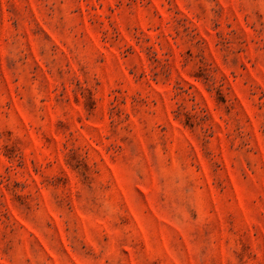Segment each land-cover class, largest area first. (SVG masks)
Returning a JSON list of instances; mask_svg holds the SVG:
<instances>
[{
	"label": "rangeland",
	"instance_id": "obj_1",
	"mask_svg": "<svg viewBox=\"0 0 264 264\" xmlns=\"http://www.w3.org/2000/svg\"><path fill=\"white\" fill-rule=\"evenodd\" d=\"M0 264H264V0H0Z\"/></svg>",
	"mask_w": 264,
	"mask_h": 264
}]
</instances>
